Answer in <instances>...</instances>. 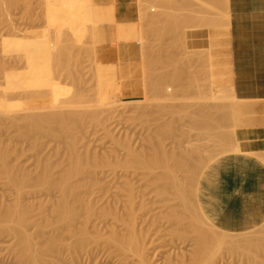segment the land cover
Wrapping results in <instances>:
<instances>
[{"label": "rangeland", "instance_id": "obj_1", "mask_svg": "<svg viewBox=\"0 0 264 264\" xmlns=\"http://www.w3.org/2000/svg\"><path fill=\"white\" fill-rule=\"evenodd\" d=\"M3 1L4 0L1 2L3 3ZM14 1L15 3L13 2V5L7 1L8 5H11V7L7 5V2H5L3 6L1 4L2 7H0L1 9L5 7L3 11L0 9V151H6L8 153V156L6 155L7 164L11 168L15 166V168L13 167L15 174L17 176L20 175V177L24 175L26 177V183L24 182L25 185L22 190L18 191L16 186L10 182L11 180L8 177V173H5V169H1L3 167L0 163V209L12 210L13 207L18 204L16 202L19 201L20 205L24 207L28 205L29 207L31 206L30 208L32 211L33 209L35 210L30 212V216L32 213L31 223L29 220L24 225L25 227L23 226L25 229H23L29 236L31 235L30 237H32L33 241L38 245V249L35 250L34 255L38 253V256H36L38 259H41H39L37 264H144V260H141L143 257H145V262L147 260L150 264H193L195 263V257V259L198 258L195 264H264V221L245 231H225L212 225L213 223L211 224V222L204 217L197 200V185L203 170L215 159L233 152L231 149L238 145L234 138V131L240 124L241 119L245 116L243 102L240 103V100L238 101L232 89H214L206 57L201 54H196V52H191L186 45H183L184 42L181 43L179 42L180 40H178V42L177 40L174 41V34H172L176 33L175 29L177 28V33L183 31L181 34L185 37L186 29L191 28L192 23L200 24H198L199 26L193 24V27H195V25L197 27H218L224 25L225 21L229 20V2H227L229 0H150L151 2L149 0H136L139 12L141 13L139 14L140 22L138 21L135 41L140 43V49L143 50V60L145 59V55L148 59L144 60L145 65L148 64L147 68L145 66V72L150 74L148 75L145 73V88L148 87V90H145V97L142 100L126 102L115 100L110 96V85L103 83L100 65L96 63L95 45L98 43V39L94 31L97 27V22L91 17L90 12L91 8L94 7L99 0H85L87 2L83 1L85 2L84 6L81 3L82 0H75L80 2L81 9L78 5L79 2H76V5L74 0H72L74 5L71 0V2L65 0L67 4L56 12H52V9L50 10L49 8L45 9L46 0ZM156 1L159 3H156ZM68 2L70 4H68ZM149 2L150 4H148ZM164 4L165 6H163ZM5 5H7V10L9 12H7V10L5 11ZM75 6H78V9ZM83 12H85V16H88V14L89 16L85 17ZM86 12L88 14H86ZM162 13L163 15H161ZM196 20L199 22H195ZM180 25L183 27L180 28ZM182 28L185 29L183 30ZM144 30H146V32ZM163 32L165 34L167 33L166 36ZM168 32L171 34L170 37ZM161 33L162 35L164 34L163 37ZM177 33L175 37H179L180 33L178 35ZM125 34H127L126 31ZM149 34L151 36H148ZM181 34L180 37H182ZM64 36L65 42L62 47V58L57 59L56 56H53L52 60H48L45 52H43L47 41L51 40V43H57V39L60 37L64 38ZM156 36L158 38L157 40ZM167 36L169 39H172L169 41V39L166 38ZM148 37H151V40ZM180 37L176 39H181V41H183V37ZM31 38L34 39L31 40ZM162 39L164 40L163 42ZM27 41H33L36 45L39 44L40 46L38 45L37 47L43 48V50L39 48L41 52H43V56L41 55V57H39L38 55L40 54L33 56L31 54L32 51H29L31 49L30 43ZM140 41L144 42V45L142 44L143 46H141ZM160 41L162 42L161 44H166L165 46H168L169 56H167V51L164 50L165 47L160 45ZM154 42L155 44L153 45ZM176 42L180 43L179 45H182V47L179 48V45L176 46ZM147 43H149L150 47ZM157 44L159 47H162L161 49L164 47L163 52L160 50L161 54ZM172 44L177 50H175L176 48ZM170 45L173 48H169ZM59 46L60 44H57V48ZM144 47L146 49L149 47L147 50L150 49L153 53H155V49L156 52L158 51L156 55L154 54L156 60H154L155 58H150L153 57L152 51L150 52L152 56H147L150 54V50L147 52ZM151 47L153 48L151 49ZM170 49H172L171 52ZM23 50H25V54ZM66 51L67 54H65ZM169 52L175 55L173 57H178L180 60L179 62L184 61L183 63L186 62V64H180L181 66L176 64V66H174V62L177 59L173 58V60H175H171V54H169ZM26 54L30 57L26 56ZM96 54L100 55L102 53L97 51ZM157 54L160 57L162 56V59ZM162 54L170 57H164L167 59L165 69L163 65L166 61H164L165 59ZM162 60L164 62H162ZM159 61L160 63H158ZM156 63H158V65H156ZM154 65H156V67H162L163 70L159 67L160 70H157ZM189 65L191 66L189 67ZM152 66H154V68ZM177 66L181 68L179 69ZM183 66H185L184 69L187 68L185 69L187 71L183 69ZM150 68L155 70H150ZM148 69L151 72L154 71L155 74L153 73V75L150 71H147ZM167 70L170 72L168 73ZM176 70L178 74L183 70L185 73H188L184 75L183 71L180 76L176 74ZM161 73L163 75L168 73L171 74L173 79L176 78L175 81L173 79L171 81L170 75L168 76L166 74L168 80L170 79L172 82L170 83L171 86H168L169 89L163 88L166 87L169 82L166 81L167 83L165 82L166 84L164 85L163 81L167 79H165V76L162 77ZM146 75L150 78L149 81ZM177 75L180 76L182 80L178 78ZM183 75L188 77H183ZM96 76L98 77V81ZM153 78H155V80ZM179 79L180 81H178ZM151 80H154L155 83L151 82ZM176 81H178V83ZM38 82L39 85H35L36 83L38 84ZM161 83L164 85L163 87ZM41 84L44 87L47 86L43 88H47L46 92H49L48 96L38 94L30 97L29 101L27 95L34 93L36 90L35 87L38 88ZM32 87H34L33 89L35 90H33ZM158 87L160 89H158ZM70 92L74 94L72 96L74 100L69 98V95H71ZM60 93L62 95H60ZM63 93H66L67 96ZM55 95L62 97L61 100ZM181 95L184 96L181 97ZM225 95H227L226 98H224ZM6 97L8 98L6 99ZM63 97L65 99H63ZM67 98L69 99L67 100ZM78 98L79 101L77 103L76 100ZM68 101L71 102L67 103ZM72 101H74V103ZM233 102L239 104L235 106ZM52 103L54 105H52ZM48 114L51 115V120ZM237 114L239 116H237ZM31 115H35V118H37V116H43L41 118L42 120H45L48 115L46 119H49V122H46V120L45 123L40 124H44L43 126L46 128L41 126V128H39L40 130L42 129L40 132L39 130L37 132L31 131L32 126H30L31 128L29 127V118L33 117H31ZM81 115L84 116L77 118V116L79 117ZM64 116L66 117L65 119ZM57 123H59V126ZM67 128H71V130ZM34 130L36 131L35 127ZM43 132L45 133L43 134ZM48 132L52 135H48ZM155 153H157L156 155L161 153V156L164 154L165 156L172 154L175 155L180 162H184L183 166L178 165L180 167H175L174 164L173 168L175 169H172L173 172L171 171L170 174H168L169 178L166 180V183H161L157 178L158 175L162 173L161 169H155L153 172H150L148 169L138 164L141 163V161L153 159L152 157L153 155L155 156ZM75 154L78 155V159H81L84 171L79 174H74V176L70 178V181L77 185V193L81 196L83 203H81L78 208V220H75V223L73 221L71 226H69V223H57V215L53 208L56 207L61 196L56 183H60L61 177H64V172L69 168L71 161H74ZM48 163L50 165L48 167H51L50 169L52 171L50 172V181L52 180L51 183L54 185L56 184L55 186L51 185V187L47 185L42 186L41 182L38 183L40 181L38 179L42 173L43 166L48 165ZM189 170L190 173L188 172ZM176 171L177 175L180 177L177 176L176 179H173L172 175L174 174L176 177ZM187 175H189L188 180L185 179ZM195 177L197 178L196 180H194ZM180 178L183 179L182 182ZM154 179L157 183L160 182L161 184H157ZM169 179H171L170 181L173 184H171ZM177 179H179V183H177L181 185L179 186L181 188L178 187L180 193L177 191L178 185L174 182V180ZM187 182H189V184ZM172 185L175 186L171 189ZM160 186L161 189H163L160 195L161 197L158 195ZM54 187H57L58 190ZM189 187H191V190ZM164 189H166L167 192ZM169 190L171 191L169 192ZM175 190L177 191L176 195ZM187 191L189 194L191 193L192 196H188ZM23 192L25 193L23 194ZM193 194L195 197H193ZM136 195L138 198L135 199V197H137ZM131 201L134 202L131 203ZM143 203L147 205L145 206ZM182 204L184 206H182ZM86 205L90 208L87 209ZM192 208L197 210V212H194ZM134 210L136 212H134ZM132 213L133 215L131 216ZM135 215H138L136 216L137 218ZM42 216L43 218L46 216L53 224H56L59 228L58 231H55L53 227L45 225L42 222ZM179 216H181V219ZM198 218L200 221H204L201 225L198 224L200 223ZM144 219H146V222ZM3 220H1L2 223ZM35 220L37 223H41V227L44 224L42 229L36 227L40 223H33ZM178 220L181 222L183 220V222L181 223ZM143 221L145 222L144 224L142 223ZM152 221H154V223ZM194 221L197 222V224L194 223ZM129 223L134 224L133 226L136 225L135 229L137 232L143 233L146 237L144 239L146 240L145 249L140 248L143 242L142 240L139 241L140 244L138 243V245L134 244L131 246L129 245L130 243L125 244L129 241V235L127 233ZM204 223L207 225H204ZM3 224L5 226L3 229H1L3 226H0V264H23L25 260L20 257L21 254L20 246L18 247L17 243L18 241L13 233L6 230L8 226L14 227L15 223L9 219L7 221L5 220ZM192 224L196 225L194 226ZM144 226L145 228L148 227L144 229ZM142 228L148 233V236ZM140 229H142L146 235L142 230L140 231ZM210 229H214L212 233L209 232L212 231ZM204 230H207V232H204ZM56 232L59 234L58 237L61 239L64 247L62 246V248L57 251L47 250L46 246L48 240ZM203 232L204 235L206 234L210 237H204ZM218 232L220 233L218 234ZM221 232L230 236L223 239ZM198 233L202 234L198 236ZM78 235H81V237ZM213 235L215 238L212 237V239L211 236ZM216 236L219 239H216ZM201 237L202 239L206 238L207 241L202 240ZM114 238L118 239L115 240ZM125 238H127V241ZM209 238H211L214 244ZM231 238L235 240L234 245L237 246H232L233 242L230 241ZM76 239L77 241L84 240V242L82 241V246H79L76 250L67 249L66 245H70V243L74 244ZM220 239L221 241H219ZM226 239L227 241H225ZM121 240L124 241L122 242ZM120 241L124 244L122 245ZM208 241H210L212 245L209 244ZM217 241L221 242V246ZM203 242L205 247H202ZM224 242L227 245H225ZM236 242L237 244H235ZM241 243L242 245H239ZM39 246L42 248V251L41 248L39 249ZM126 246H128L129 249L126 248ZM133 246L138 248L135 249ZM122 248H124V250ZM205 248H207V250H205ZM60 250H62L61 252H63V255L59 252ZM198 250H200V252L196 253ZM118 252L124 256H121ZM201 252H203V255ZM40 254L42 255L40 256ZM27 263V261L24 262V264ZM28 264L32 263L30 262Z\"/></svg>", "mask_w": 264, "mask_h": 264}, {"label": "crops", "instance_id": "obj_2", "mask_svg": "<svg viewBox=\"0 0 264 264\" xmlns=\"http://www.w3.org/2000/svg\"><path fill=\"white\" fill-rule=\"evenodd\" d=\"M93 9L97 22L115 35V41L95 45V51L99 46L113 52H95L103 83L110 84L109 94L115 100H142L145 63L140 44L136 37L119 40L120 27L128 33L132 27L138 30L136 0H99ZM119 42L131 45L128 57H122ZM185 45L206 57L214 89H232L244 102L245 116L234 131L240 152L227 153L206 166L199 177L197 200L204 216L220 229L245 231L264 221V0H229V20L218 27L186 29Z\"/></svg>", "mask_w": 264, "mask_h": 264}, {"label": "bare ground", "instance_id": "obj_3", "mask_svg": "<svg viewBox=\"0 0 264 264\" xmlns=\"http://www.w3.org/2000/svg\"><path fill=\"white\" fill-rule=\"evenodd\" d=\"M2 0H0V7H2L3 6V4L5 3V2H10V4L11 5H13V2L15 3V1L14 0H12V1H9V0H4L3 1V3L1 2ZM43 1V0H42ZM41 1V2H42ZM65 0H46V3H45V9H52L51 11L53 12V11H59L65 4H67V0L64 2ZM68 1H70V0H68ZM72 1V0H71ZM70 1V2H71ZM83 1H85V0H82V4H83V6H84V3L85 2H87V1H85V2H83ZM89 1V0H88ZM109 2H113V1H110V0H108ZM150 1V0H149ZM162 1V0H161ZM160 1V2H161ZM169 1V0H168ZM179 1V0H178ZM223 1V0H222ZM8 2H7V5H8ZM73 2V1H72ZM74 2L76 3H78L79 1H75L74 0ZM74 2H73V4H74ZM151 2V1H150ZM150 2L148 3V4H150ZM171 2V1H170ZM227 2H229V1H227ZM226 2V3H227ZM18 3V2H17ZM77 3H76V5H77ZM90 3V2H89ZM93 3V2H92ZM115 3V2H114ZM145 3H146V1H145ZM153 3V2H152ZM156 3H159V2H157L156 1ZM169 3V2H168ZM206 3V2H205ZM1 4H2V6H1ZM28 4H30V3H28ZM68 4H70L69 2H68ZM147 4V5H148ZM218 4V3H217ZM7 5H5L6 6V9H5V11L7 10ZM11 5H8L9 7H11ZM71 5H72V3H71ZM75 5V4H74ZM79 7H80V9H81V6H80V2H79ZM144 5V4H143ZM155 5V4H154ZM177 5V4H176ZM195 5V4H194ZM82 6V7H83ZM131 6V5H130ZM162 6V5H161ZM163 6H165V4L163 5ZM193 6V5H192ZM13 7V6H12ZM75 7H77V9H78V6H75ZM5 8V7H4ZM3 8V9H4ZM87 8V7H86ZM89 8H90V6H89ZM116 8V7H115ZM132 8V7H131ZM181 8V7H180ZM1 9V8H0ZM3 9H1L2 11H3ZM11 9V8H10ZM83 9V8H82ZM174 9V8H173ZM215 9H216V7H215ZM226 9V8H225ZM86 11H88L87 9H85ZM84 10V11H85ZM100 10V9H99ZM112 10V9H111ZM141 10H143V9H141ZM172 10V9H171ZM205 10V9H204ZM221 10V9H220ZM81 11H83V10H81ZM96 11V10H95ZM201 11H203V10H201ZM223 11V10H222ZM7 12H9L8 10H7ZM54 12V13H55ZM89 12V11H88ZM142 12H144V11H142ZM167 12V11H166ZM166 12H165V15H166ZM211 12V11H210ZM213 12V11H212ZM216 12V11H215ZM227 12V11H226ZM1 13V12H0ZM84 13V16H85V12H83ZM91 14V17H93L94 19H95V21L97 22V20H96V18H95V14L96 13H94V9H93V7L91 8V12H90ZM103 13V12H102ZM113 13V12H112ZM139 13H141V12H139ZM145 13V12H144ZM150 13H152V12H150ZM161 13V12H160ZM164 13V12H163ZM163 13L161 14V15H163ZM214 13V12H213ZM3 14V13H2ZM8 14V13H7ZM7 14H6V16H7ZM81 14H82V12H81ZM86 14H88L87 12H86ZM111 14V13H110ZM118 14H119V12H118ZM206 14V13H205ZM210 14V13H209ZM226 14V13H225ZM229 14V13H228ZM53 15V14H52ZM55 15V14H54ZM100 15V14H99ZM98 15V16H99ZM150 15V14H149ZM164 15V16H165ZM169 15V14H168ZM51 16V15H50ZM88 16H89V14H88ZM87 15L85 16V17H88ZM101 16V15H100ZM117 16V15H116ZM130 16V15H129ZM140 16H143V15H140ZM158 16V15H157ZM159 16H160V14H159ZM175 16V15H174ZM191 16V15H190ZM189 16V17H190ZM228 16V15H227ZM131 17V16H130ZM141 18V17H140ZM148 19H150V18H148ZM159 19V18H158ZM170 19V18H169ZM104 20V19H103ZM111 20V19H110ZM122 20V19H121ZM120 20V21H121ZM130 20V19H129ZM136 20H137V17H136ZM144 20V19H143ZM163 20V19H162ZM181 20V19H180ZM100 21V20H99ZM106 21V20H105ZM131 21V20H130ZM133 21V20H132ZM149 21V20H148ZM202 21V20H201ZM228 21V20H227ZM226 21V22H227ZM140 22V21H139ZM153 22L155 23V21H154V19H153ZM172 22V21H171ZM174 22V21H173ZM195 22H199L198 20H196ZM106 23H108V21L106 22ZM131 23V22H130ZM134 23V22H133ZM178 23V22H177ZM224 23V22H223ZM109 24H110V22H109ZM113 24V23H112ZM176 24V23H175ZM175 24H174V27H175ZM193 24H196V25H198L197 23H192V27L194 26ZM144 25V24H143ZM148 25V24H147ZM154 25V24H153ZM170 25V24H169ZM171 25H172V23H171ZM178 25V24H177ZM195 25V27H197ZM200 25V24H199ZM198 25V26H199ZM129 26V25H128ZM141 26V25H140ZM146 26V25H145ZM145 26H144V28H145ZM159 26V25H158ZM166 26V25H165ZM143 27V26H142ZM181 27H183V26H181L180 25V28ZM190 27H191V25H190ZM201 27H203V26H201ZM231 27V26H230ZM259 27H260V25H259ZM111 28V27H110ZM157 28V27H156ZM161 28V27H160ZM163 28V27H162ZM261 28V27H260ZM113 29V28H112ZM116 29V28H115ZM114 29V30H115ZM146 29V28H145ZM177 29V28H176ZM175 29V32L177 33L178 31ZM179 29V28H178ZM183 30L185 29V28H182ZM249 29H250V27H249ZM127 30V29H126ZM141 30V29H140ZM147 30V29H146ZM146 30H144L145 32H146ZM159 30V29H158ZM245 30H247V29H245ZM160 31V30H159ZM165 31V30H164ZM242 31V30H241ZM116 32V31H115ZM137 32V29H135V28H133L132 27V29L130 30V32L128 33V32H126L127 34H125V30L122 28V27H120V30H119V40H120V42H129V41H131V39L133 38V37H135V33ZM141 32V31H140ZM173 32V31H172ZM181 32H183V31H179V33L181 34ZM143 33V32H142ZM164 33V32H163ZM170 32H168V35H169V37H170V35L171 34H169ZM176 33H172V34H174L173 35V40L174 41H176L177 40V42H178V40H180L179 42H181V43H183L184 42V44L183 45H185V37H183L182 36V34H181V36L183 37V41H181V39H176V38H179L180 37V34L179 33H177V35L179 34V37L177 36V37H175L176 36ZM94 34H95V36H96V38L98 39V42H101V41H115V35H114V33H112V32H109L108 30H106L105 29V27L103 26V25H101V24H99L98 22H97V27L95 28V31H94ZM145 34V33H144ZM144 34H143V36H144ZM165 34V33H164ZM164 34L162 35V33H161V35H162V37L164 36ZM167 34V33H166ZM166 34H165V36H166ZM160 35V36H161ZM259 35V34H258ZM261 35V34H260ZM259 35V36H260ZM148 36H151L150 34L148 35ZM185 36V35H184ZM159 37V36H158ZM182 37H180V38H182ZM247 37V36H246ZM149 38V37H148ZM151 38V37H150ZM149 38V39H150ZM160 38V37H159ZM166 38H168V36L166 37ZM32 39H34V38H31V40ZM56 39V38H55ZM118 39V38H117ZM142 38L140 37V40H141ZM148 39V40H149ZM158 38H157V36H156V40H157ZM169 39V38H168ZM170 39H172V38H170ZM170 39H169V41H170ZM151 40V39H150ZM35 41V40H34ZM142 41V40H141ZM140 41V42H141ZM164 40L162 39V42H163ZM26 42V41H25ZM27 42H29L30 43V46H31V49L29 50L30 52H31V54L34 56H37V54H40V55H38L39 57H41V55L43 54V52H45V55H46V57L48 58V60H52V57L54 56H56V58L57 59H61L62 58V53H63V43L65 42V36H64V38L62 37H60L59 39H57V43L55 44L54 42L53 43H51V40H49V41H47V43H46V45H45V50L43 51V52H41V50H43V48H41V47H39V48H41V50L37 47L38 45H36L33 41H27ZM119 42V50H120V52L122 53V57L123 58H126V57H128V55H127V52L129 51V49H131V45H129V44H126V43H120ZM148 42H150V41H148ZM157 42H159V41H157ZM161 41H160V45H162V46H164L165 47V49H164V47H163V49L165 50V51H167V56H169L168 55V51H169V49L167 48L168 46H165L166 44H161L162 43ZM176 42V46L177 45H179L180 43H177ZM165 43V42H164ZM170 43H172V42H170ZM57 44H60V46L57 48ZM140 44V43H139ZM144 45V42H141V46H143ZM148 45H149V43H147ZM155 44V42L153 43V45ZM159 44V43H158ZM157 44V45H158ZM42 45V44H41ZM147 45V46H148ZM156 45V46H157ZM173 45V44H172ZM174 45H175V43H174ZM173 45V46H174ZM40 46V45H39ZM106 46V45H105ZM146 46V47H147ZM156 46H154V47H156ZM149 47H150V45H149ZM148 47V48H149ZM170 47H172L171 45L169 46V48ZM175 47V46H174ZM182 47V45L180 46L179 45V48H181ZM185 47V46H184ZM113 48V47H112ZM115 48V47H114ZM142 48V47H141ZM147 48V49H148ZM153 47H151V49H152ZM160 48V49H159ZM162 47L160 46L159 47V45H158V49H159V52H160V54H161V51L163 52V49H161ZM173 48V47H172ZM176 48V47H175ZM20 49V48H19ZM144 49L145 50H147L145 47H144ZM168 49V50H167ZM67 50V49H66ZM117 50V49H116ZM150 50V49H149ZM149 50H147V52L149 51ZM154 50V49H153ZM161 50V51H160ZM175 50H177V48L175 49ZM179 50V49H178ZM184 50V49H183ZM24 51L25 50H23V53H24ZM70 51V50H69ZM96 51H99L100 53H102V54H104V53H106V54H108V55H110L111 53H113V52H111L112 50H110L108 47H99L98 46V48H97V50ZM141 51H143V50H141ZM152 50H150L149 51V53L151 52ZM164 51V52H165ZM172 51V49H170V52ZM197 51V50H196ZM73 52V51H72ZM146 52V51H145ZM146 52V53H147ZM155 53H153V51H152V53H153V57H150V56H152L151 54L152 53H148L149 55H147L148 57H150L151 59L152 58H155L154 57V54L156 55V53L158 52H156V49H155V51H154ZM169 52V54H171ZM205 52V51H204ZM206 52H207V50H206ZM71 53V52H70ZM115 53H117V52H115ZM144 53V52H143ZM145 53V54H146ZM173 53H174V50H173ZM172 53V54H173ZM176 53H177V51H176ZM25 54V53H24ZM30 56H32L30 53H28ZM65 54H67V51H66V53ZM166 54V53H165ZM170 55L171 56V60H173V58H175V59H177L175 62H174V64H172V65H174V66H176V64L177 65H180V64H186V62L185 63H183L182 61L181 62H179L180 60L178 59V57H173V56H175L174 54L173 55ZM210 54V53H209ZM29 55H27L26 54V56H29ZM114 55V54H113ZM158 55V54H157ZM163 55V54H162ZM29 56V57H30ZM43 56V55H42ZM143 56H144V54H143ZM159 56V55H158ZM166 55H163V58L164 57H166V58H170V57H167ZM66 57V56H65ZM74 57V56H73ZM115 57V56H114ZM157 57V56H156ZM160 57V56H159ZM162 57V56H161ZM160 57V58H161ZM191 57H193V56H191ZM198 57V56H197ZM35 58V57H34ZM33 58V59H34ZM37 58V57H36ZM71 58V57H70ZM149 58V59H150ZM158 58V57H157ZM159 58V59H160ZM185 58H186V56H185ZM68 59V58H67ZM66 59V60H67ZM145 59H147V57H146V55H145ZM144 59V60H145ZM151 59H150V61H151ZM162 59V58H161ZM165 59V58H164ZM163 59V60H164ZM174 59V60H175ZM184 59V58H183ZM143 60V61H144ZM148 60V59H147ZM154 60H156V58L154 59ZM162 60V62H164V61H166L167 59H165L164 61ZM173 60V61H174ZM182 60V59H181ZM59 61V60H58ZM149 61V62H150ZM161 61V60H160ZM160 61L158 62V63H160ZM172 61V62H173ZM64 62V61H63ZM148 62V61H147ZM147 62H146V64H147ZM177 62V63H176ZM179 62V63H178ZM72 63V62H71ZM116 63V62H115ZM158 63H156V65H158ZM56 64H58V63H56ZM61 64V63H60ZM64 64V63H63ZM165 64H167V61L164 63V65L163 66H165ZM189 64V63H188ZM187 64V65H188ZM230 64H231V62H230ZM148 65V64H147ZM147 65H145L146 66V68H147ZM156 65H154L155 67H156ZM160 65V64H159ZM187 65H186V67H187ZM154 66H152L153 68H154ZM160 66H162V65H160ZM181 66V65H180ZM191 65H189V67H190ZM159 66H157L156 67V69L157 70H160L159 68H162V67H159ZM178 67V66H177ZM184 67L185 66H183V69H184ZM153 68H150V70H152ZM166 68V66L164 67V69ZM179 69L181 68V67H178ZM188 68V67H187ZM187 68H185V69H187ZM114 69V68H113ZM184 69V70H185ZM149 69L147 70V71H150ZM153 70H155V69H153ZM162 70H163V68H162ZM161 70V72H163ZM178 70V69H177ZM176 70V74H178L177 72L179 71H177ZM183 70V71H184ZM165 71V70H164ZM183 71H181V72H179V74L178 75H182V72ZM185 71H187V70H185ZM185 71H184V75L185 74H187L188 72H186L185 73ZM115 72V71H114ZM113 72V73H114ZM151 72V71H150ZM167 72L169 73L170 71H168L167 70ZM145 73H147V72H145ZM152 74L154 73V71L153 72H151ZM168 73H166L168 76L170 75V79H171V81H172V77H171V74H168ZM174 73H175V70H174ZM194 73V72H193ZM148 75L150 74V73H147ZM155 74V73H154ZM153 74V75H154ZM156 74H157V72H156ZM159 74H160V72H159ZM162 74V73H161ZM163 74H164V72H163ZM162 74V77L163 76H165V79H167V80H164L163 81V83H164V85L167 83L166 81H168L169 83H167L168 85L166 86V87H168L169 85L171 86V84L170 83H172L171 81H170V79L168 80V76L166 77V74L165 75H163ZM175 74V75H176ZM208 74V73H207ZM235 74V73H234ZM177 75V77L178 78H181L180 76H178ZM183 75V77H188V76H184ZM189 75V74H188ZM147 76V75H146ZM172 76H173V70H172ZM148 77V76H147ZM161 77V76H160ZM154 80H155V78H153ZM150 80V78L148 77V81ZM154 80L152 81L151 80V82H154ZM174 81L176 80V78H174L173 79ZM181 80H182V78H181ZM184 80V79H183ZM178 81H180V79L178 80ZM178 81H176L177 83H178ZM156 82H157V80H156ZM166 82V83H165ZM117 83V82H116ZM120 83V82H119ZM155 83V82H154ZM181 83H182V81H181ZM209 83V82H208ZM231 83V82H230ZM173 84H174V82H173ZM172 84V85H173ZM176 84V83H175ZM35 85H39V82H38V84L36 83ZM108 85H110V84H108ZM116 85V84H115ZM155 85V84H154ZM158 85H159V83H158ZM161 85H162V83H161ZM164 85H162V87L164 86ZM178 85H180V84H178ZM34 86V85H33ZM77 86V85H76ZM185 86V85H184ZM187 86V85H186ZM44 86L41 84V86H39L38 88H36L35 87V89H33L34 87H32V89L33 90H35L34 91V93H32L31 95H27V97H28V99H29V101H30V97H32V96H35V95H38V94H40V95H43V96H48V93L46 92V90H47V88L46 89H44L45 87H47V86H45L44 88H43ZM150 87V86H149ZM166 87H163V88H165V89H169V87L168 88H166ZM189 87V86H188ZM79 88V87H78ZM148 88V87H147ZM147 88H145V90L147 89ZM153 88V87H152ZM155 88V87H154ZM59 89V88H58ZM156 89V88H155ZM158 89H160L159 87H158ZM164 89V90H165ZM73 90V89H72ZM75 90H77V89H75ZM148 90V89H147ZM146 90V91H147ZM152 90V89H151ZM157 90V89H156ZM229 90V89H228ZM227 90V91H228ZM145 91V92H146ZM60 92V91H59ZM73 92V91H72ZM72 92H70V94L72 93ZM78 92V91H77ZM154 92V91H153ZM152 92V93H153ZM158 92H159V90H158ZM27 93V92H26ZM62 93V92H61ZM60 93V95H62ZM81 93V92H80ZM59 94V93H58ZM58 94H56V95H58ZM64 95L66 94V93H63ZM69 94V93H68ZM78 94V93H77ZM184 94H187V93H184ZM6 95V94H5ZM55 95V96H56ZM74 94H71V95H69V98H71L72 99V96H73ZM164 95V94H163ZM65 96H67V94L65 95ZM71 96V97H70ZM80 96V95H79ZM83 96V95H82ZM182 96H184V95H181V97ZM214 96V95H213ZM221 96V95H220ZM226 96L227 95H225V97L224 98H226ZM53 97H54V95H53ZM57 98L59 97L60 98V100H61V98L62 97H60V96H56ZM148 97H150V96H148ZM158 97V96H157ZM229 97V96H228ZM8 97H6V99H7ZM13 98V97H12ZM58 98V99H59ZM69 98H67V100L69 99ZM83 98H84V96H83ZM158 98H160V97H158ZM214 98V97H213ZM2 99V98H1ZM27 99V100H28ZM63 99H65L64 97H63ZM149 99V98H148ZM183 99V98H182ZM212 99V98H211ZM216 99H219V98H216ZM220 99H221V97H220ZM59 100V101H60ZM72 100H74V99H72ZM80 100H81V97H80ZM225 100V99H224ZM15 101V100H14ZM54 101H56V100H54ZM63 101V100H62ZM65 101V100H64ZM78 101H79V98L76 100V102L78 103ZM238 101H239V99H238ZM57 102V101H56ZM69 102H71V101H68L67 103H69ZM73 103H74V101H72ZM232 102V101H231ZM80 103V102H79ZM234 103V102H233ZM240 103H242L241 101H240ZM244 103V102H243ZM248 103V102H247ZM254 103V102H253ZM60 104H62V103H60ZM211 104V103H210ZM237 104V103H236ZM236 104L234 103V105L236 106ZM239 104V103H238ZM237 104V105H238ZM252 104V103H251ZM30 105V104H29ZM52 105H54L53 103H52ZM141 106V105H140ZM251 106H253V105H251ZM64 107V106H63ZM17 108V107H16ZM237 108H238V106H237ZM142 111V110H141ZM140 111V112H141ZM235 111H237V110H235ZM66 112V111H65ZM2 113V112H1ZM93 113V112H92ZM91 113V114H92ZM236 113H238V112H236ZM70 114V113H69ZM74 114V113H73ZM73 114H71V115H73ZM82 114V113H81ZM234 114V113H233ZM242 114V113H241ZM49 115V114H48ZM47 115V116H48ZM56 115V114H55ZM55 115H54V117H55ZM75 115V114H74ZM236 115V114H235ZM250 115V114H249ZM33 115H31V117H32ZM46 116V115H45ZM46 116V118H48ZM50 116L51 115H49V118H50ZM58 116V115H57ZM82 116H84V115H81V116H77V118H81ZM237 116H239L238 114H237ZM236 116V117H237ZM251 116V115H250ZM39 116H37V118H35V115L32 117V118H29V127L30 126H32V129H31V131L33 130V132H37L38 130H39V132L42 130H40L39 128H41V126H43V125H40V124H42V123H45V121L47 120L46 118H45V120H42L41 118L43 117H39ZM60 117V116H59ZM72 117H74V116H72ZM243 117V116H242ZM56 118H58V117H56ZM66 117L64 116V119H65ZM192 118V117H191ZM24 119H25V117H24ZM55 119V118H54ZM49 120V119H48ZM46 121V122H49V121ZM50 120H51V118H50ZM240 120V119H239ZM42 121V122H41ZM44 121V122H43ZM61 121V120H60ZM59 121V122H60ZM62 121H64V120H62ZM68 121V120H67ZM28 122V121H27ZM41 122V123H40ZM195 122V121H194ZM251 122V121H250ZM55 123V122H54ZM65 123V122H64ZM70 123V122H69ZM68 123V124H69ZM79 123V122H78ZM81 123V122H80ZM201 123H202V121H201ZM56 124V123H55ZM54 124V125H55ZM59 123H57V125H58ZM246 124V123H245ZM249 124V123H248ZM62 125V124H61ZM65 125V124H64ZM59 126V125H58ZM234 126V125H233ZM241 126V125H240ZM34 127H35V129H36V131L34 130ZM43 127H45V126H43ZM61 127V126H60ZM71 127V126H70ZM31 128V127H30ZM46 128V127H45ZM51 128V127H50ZM64 128H66V127H64ZM67 129H70L71 130V128H67ZM30 130V129H29ZM29 130H27V131H29ZM65 130V129H64ZM63 130V131H64ZM164 130V129H163ZM43 131H44V128H43ZM49 131V130H48ZM66 131V130H65ZM69 131V130H68ZM168 131V130H167ZM69 132H71V131H69ZM45 132H43V134H44ZM49 133V132H48ZM53 133V132H52ZM60 133V132H59ZM32 134V133H31ZM42 134V133H41ZM35 135V134H34ZM48 135H52V134H48ZM232 136V135H231ZM229 137V136H228ZM236 143V142H235ZM235 146V145H234ZM6 150V149H5ZM73 150H74V148H73ZM232 151H235V152H238L239 151V147H238V145L235 147V148H233V149H231ZM13 151V150H12ZM76 151V150H75ZM74 151V152H75ZM14 152V151H13ZM240 152V151H239ZM78 153V152H77ZM8 153L6 152V151H0V163H1V165H2V167L3 168H1V169H5V173L7 174L8 173V177H9V179L11 180L10 182H12V184H14L15 186H16V188L18 189V191L19 190H22V188H23V186L25 185V181H26V177L23 175L22 177H20V175L19 176H17L16 174H15V172H14V170H13V167L15 168V166H13L12 168L7 164V162H6V155H7ZM157 153H155V156L153 155V159H151V157H150V159L151 160H144L143 162L141 161V163H138L139 165H141L143 168H145V169H148L150 172H153V170H155V169H161L162 170V173H161V175H158V180L159 181H161V183H166L167 181L166 180H168V174H170V172L172 171L173 172V170L175 169V168H173L174 167V164H175V167L176 166H178V165H181V166H183L184 164V162L182 163V162H180L177 158H176V156L175 155H166L165 156V154L163 155V156H161V153H158L159 155H156ZM247 154V153H246ZM254 154V153H253ZM76 156H75V159H74V161L72 162L71 161V164H70V166H69V168H67V170H66V172H64V177L62 176L61 178V181H60V183H56L55 185L58 187V189L60 190V194H61V196H60V200H58V203L56 204V202H55V204H56V207H54L53 208V210H54V212L56 213V215H57V219H58V221H57V223L58 222H60V223H69L68 225L69 226H71V223L74 221V223H75V220H78L77 219V217H78V208H79V205H81V203H83L82 202V198H81V196H79V194L77 193V185H75L73 182H71L70 181V178H72L73 176H74V174H79V173H82L84 170V166H83V164H82V161H81V159L79 158L78 159V155L77 154H75ZM8 156V155H7ZM82 156V155H81ZM211 156H213V155H211ZM253 156V155H252ZM80 157V156H79ZM143 157V156H142ZM210 158H212V157H210ZM257 158V157H256ZM147 159H149V158H147ZM73 160V159H72ZM76 160V161H75ZM140 162V161H139ZM185 164H186V162H185ZM12 165V164H11ZM18 165V164H17ZM173 165V166H172ZM48 166H50L49 165V163H48V165H45V166H43V170L41 171V172H39V173H41V175H40V178H39V176H38V180H40L38 183H40L41 182V184H42V186H44V185H47V186H50L51 187V185H54V184H52L51 183V181H50V179H51V176H50V172H52L51 171V167H48ZM172 166V167H171ZM178 167H180V166H178ZM41 168V167H40ZM173 169V170H172ZM19 170V169H18ZM53 170V169H52ZM64 170V169H63ZM177 170H178V168H177ZM187 170V169H186ZM186 170H185V172H186ZM20 171V170H19ZM22 171V170H21ZM54 171V170H53ZM65 171V170H64ZM179 171V170H178ZM182 171H183V169H182ZM192 171V170H191ZM18 172V171H17ZM189 173H190V170L188 171ZM20 173V172H19ZM24 173V172H23ZM167 175H166V174ZM195 173V172H194ZM153 174H155V173H153ZM164 174V175H163ZM173 174V173H172ZM193 174V173H192ZM22 175V174H21ZM28 175V174H27ZM195 175H196V173H195ZM194 175V176H195ZM155 176V175H154ZM177 171H176V177L174 176V174L172 175V178L173 179H176L177 178ZM175 177V178H174ZM178 177H180V176H178ZM188 177H189V175H187V178H185L186 180H188ZM197 177V176H196ZM195 177V179L194 180H196L197 178ZM199 177V176H198ZM201 177V176H200ZM155 178V177H154ZM156 178V179H157ZM172 179V180H173ZM182 178H180V180H181ZM190 179V178H189ZM155 180V179H154ZM171 179H169V181H170ZM178 180L179 179H177V180H174V182H175V184L176 185H178L177 186V191L179 190V188H181V187H179V186H181V185H179L178 183ZM58 181V180H57ZM156 181V180H155ZM183 181V179L181 180V182ZM192 181V180H191ZM25 182V183H24ZM54 182H55V180H54ZM171 182V181H170ZM170 182H168V183H170ZM178 182V183H177ZM180 182V183H181ZM199 182V181H198ZM156 183H157V181H156ZM160 182H158L157 184H159ZM160 183V184H161ZM186 183V182H185ZM188 184H189V182H187ZM77 184V183H76ZM171 184H173L172 182H171ZM54 185V186H55ZM79 185V184H78ZM197 185V184H196ZM31 186V185H30ZM33 186H34V184H33ZM159 186V185H158ZM164 186H166V185H164ZM169 186V185H168ZM175 186V185H174ZM173 185L171 186V189H172V187H174ZM182 186H183V184H182ZM198 186V185H197ZM53 187V186H52ZM57 187H54V188H56L57 189ZM170 187V186H169ZM179 187V188H178ZM79 188V187H78ZM157 188H159V187H157ZM163 188V187H162ZM190 188V190H191V187H189ZM197 188V187H196ZM57 189V190H58ZM166 189H168V188H166ZM166 189H164L165 191H166ZM175 189V188H174ZM173 189V190H174ZM188 189V188H187ZM25 190V189H24ZM47 190V189H46ZM163 189H161V186H160V190L158 191V195L160 196L161 194H162V191ZM41 191V190H40ZM49 191V190H48ZM171 190H169V192H170ZM177 191L175 190V195L177 194ZM34 192V191H33ZM167 192V191H166ZM179 192V191H178ZM190 192V191H189ZM25 192H23V194H24ZM180 193V192H179ZM187 193H188V191H187ZM36 194V193H35ZM143 194H145V193H143ZM29 195V194H28ZM192 196L191 195V193L189 194L188 193V196ZM33 196V195H32ZM51 196V195H50ZM137 196V195H136ZM146 196V195H145ZM162 196H164V195H162ZM184 196V195H183ZM139 197H140V195H139ZM161 197V196H160ZM168 197V196H167ZM187 197V196H186ZM193 197H195L194 196V194H193ZM24 198V197H23ZM136 198H138V196L137 197H135V199ZM143 198V197H142ZM153 198V197H152ZM179 198V197H178ZM183 198V197H182ZM132 199V198H131ZM130 199V200H131ZM159 199V198H158ZM168 199V198H167ZM186 199V198H185ZM184 199V200H185ZM19 200V199H18ZM151 200V199H150ZM182 200V199H181ZM191 200V199H190ZM143 201V200H142ZM144 201H145V199H144ZM147 201V200H146ZM186 201H187V199H186ZM90 202V201H89ZM130 202V201H129ZM132 202H134V201H131V203ZM136 202V201H135ZM158 202V201H157ZM161 202V201H160ZM169 202V201H168ZM194 202V201H193ZM192 202V203H193ZM16 203H18V204H16L14 207H13V209L12 210H9V209H7V210H3V209H0V221L1 220H3V219H5L6 221L7 220H9L10 219V221H12V222H14L15 223V226L14 227H7L6 228V230H8V231H10L11 233H13L14 234V236L16 237V239H17V243H18V247L20 246V254H21V258L23 259V260H25V261H27L28 263H32V264H37V262L39 261V259H41V258H39L38 259V253L36 254V255H34V253H35V250H37L38 249V245H36V243L33 241V238L32 237H30L27 233H26V231L24 230L25 228V224L29 221L30 223H31V221H32V218H31V216H32V213H31V216H30V212L32 211V209L28 206V205H26L25 207L24 206H22V205H20L19 204V201L18 202H16ZM146 203V202H145ZM86 204V203H85ZM134 204V203H133ZM185 204V203H184ZM190 204V203H189ZM195 204V203H194ZM31 205V204H30ZM88 205H89V203H88ZM88 205H86L87 206V209H89L90 207H88ZM143 205H145L144 203H143ZM142 205V206H143ZM147 205V204H146ZM145 205V206H146ZM196 205V204H195ZM33 206V205H32ZM131 206V205H130ZM134 206V205H133ZM141 206V207H142ZM182 206H184L183 204H182ZM39 207V206H38ZM38 207H37V209H38ZM144 207V206H143ZM192 207V206H191ZM43 208V207H42ZM81 208V207H80ZM132 208V207H131ZM134 208H136V207H134ZM133 208V209H134ZM145 208V207H144ZM186 208V207H185ZM184 208V209H185ZM197 208V207H196ZM36 209V208H35ZM140 209V208H139ZM143 209V208H142ZM146 209V208H145ZM193 209V208H192ZM198 209V208H197ZM3 210V211H2ZM194 210V209H193ZM33 211H35L34 209H33ZM32 211V212H33ZM188 211H190V210H188ZM38 212V211H37ZM133 212V211H132ZM134 212H136L135 210H134ZM133 212V213H134ZM145 212V211H144ZM194 212H197V210H194ZM203 212V211H202ZM44 213V212H43ZM133 213L131 214V216L133 215ZM138 213V212H137ZM141 213V212H140ZM139 213V214H140ZM41 214V213H40ZM47 214V213H46ZM53 214V213H52ZM136 214V213H135ZM138 214V215H139ZM143 214V213H142ZM145 214V213H144ZM198 214H200V213H198ZM203 214V213H202ZM34 215V214H33ZM138 215H135V217L136 216H138ZM44 216V215H43ZM43 216H42V222L45 224V225H47V226H50V227H53V229L55 230V231H58V227H57V225L56 224H53V222H51L46 216V218L44 217L43 218ZM197 216H199V215H197ZM40 217H41V215H40ZM176 217V216H175ZM180 217V219H181V216H179ZM195 217V216H194ZM205 217V216H204ZM39 218V217H38ZM79 218V217H78ZM119 218V217H118ZM132 218V217H131ZM137 218V217H136ZM172 219V218H171ZM174 219V218H173ZM193 219V218H192ZM199 219V218H198ZM5 220H3V223H4V221ZM53 220V219H52ZM146 219H144V221H145ZM148 220V219H147ZM193 220H195V219H193ZM192 220V221H193ZM204 220H206V219H204ZM208 220V219H207ZM41 221V220H40ZM129 221V220H128ZM131 221H132V219H131ZM131 221H129V222H131ZM134 221V220H133ZM142 222L143 224L146 222ZM174 221V220H173ZM178 221H180V220H178ZM198 221V220H197ZM199 221H200V219H199ZM210 221V220H209ZM36 223V224H39V223H37L36 222V220L35 221H33V223ZM136 222V221H135ZM153 223H154V221H152ZM181 222V221H180ZM182 222H183V220H182ZM181 222V223H182ZM202 222H204V221H200V223H198V224H200L201 225V223ZM211 222V221H210ZM2 221L0 222V226L2 225L3 227H1V229H3L5 226H4V224L2 223ZM30 223H28V224H30ZM134 223V222H133ZM194 223H196L197 224V222H195L194 221ZM208 223V222H207ZM35 224V225H36ZM43 224V225H44ZM128 224V223H127ZM142 224V225H143ZM147 224V223H146ZM149 224V223H148ZM177 224V223H176ZM175 224V225H176ZM187 224V223H186ZM195 224V225H196ZM209 225H211L212 224V222H211V224L210 223H208ZM31 225V224H30ZM43 225H42V227H43ZM74 225V224H73ZM72 225V226H73ZM134 224H130L129 223V225H128V231H127V233H128V235H129V238H128V236H127V238H128V242L127 243H125V244H128V243H130L129 245H134V244H137L138 245V243H139V241H143L142 242V245H140V248H143V249H145V245H146V243H145V241L146 240H144L146 237L143 235V233H141L140 231L143 229H140V233H138L137 232V230L135 229L136 227V225L135 226H133ZM153 225V224H152ZM188 225V224H187ZM192 225H194V224H192ZM194 225V226H195ZM204 225H207L206 223H204ZM204 225H203V227H204ZM212 225H214V226H216L214 223L212 224ZM24 226V227H23ZM34 226V225H33ZM54 226H56V227H54ZM124 226V225H123ZM150 226V225H149ZM157 226V225H156ZM191 226V225H190ZM193 226V227H194ZM36 227H38V228H40V229H42V227H41V223L39 224V225H37ZM61 227V226H60ZM143 227V226H142ZM148 227V226H147ZM146 227V228H147ZM175 227V226H174ZM192 227V226H191ZM197 227V226H196ZM195 227V228H196ZM209 227H211V226H209ZM208 227V228H209ZM24 228V229H23ZM69 228V227H68ZM138 228H140V227H138ZM145 228V226H144V229H146ZM181 228V227H180ZM187 228V227H186ZM194 228V229H195ZM199 228V227H198ZM207 228V227H206ZM61 229V228H60ZM70 229V228H69ZM143 229V230H144ZM149 229V228H148ZM202 229V228H201ZM203 229H205V228H203ZM218 229V228H217ZM257 229H258V227H257ZM39 230V229H38ZM142 230V231H143ZM150 230H151V228H150ZM179 230V229H178ZM193 230V229H192ZM198 230H200V229H198ZM208 230V229H207ZM207 230H204V232L206 231L207 232ZM210 230H212V231H209V232H213V230L214 229H210ZM255 230V229H254ZM259 230H261V229H259ZM145 231V230H144ZM143 231V232H144ZM196 231V230H195ZM194 231V232H195ZM217 231H220V230H217ZM250 231V230H249ZM38 232H40V231H38ZM37 232V233H38ZM54 232V231H53ZM70 232H72V231H70ZM125 232V231H124ZM146 232V231H145ZM145 232H144V234H145ZM204 232H203V235H204ZM263 232V231H262ZM57 233V232H56ZM54 234L53 236H51V238L48 240V244H47V250H51V251H57L58 249H60V248H62V246L64 245L63 243H62V241H61V239L58 237V233L57 234ZM60 233V232H59ZM79 233V232H78ZM126 233V232H125ZM149 233H150V231H149ZM215 233H216V231H215ZM220 232H218V234H219ZM222 233V238L224 239V238H227V237H229L228 235H225L223 232H221ZM230 233V232H229ZM242 233V232H241ZM264 233V232H263ZM81 234V233H80ZM85 234V233H84ZM146 234H147V236H148V233L146 232ZM145 234V235H146ZM200 234H202V233H200ZM199 233H198V236L200 235ZM210 234V233H209ZM218 234H216V235H218ZM73 235L75 236V234L73 233ZM183 235H185V234H183ZM202 235V236H203ZM206 235V234H205ZM204 235V237H210V236H205ZM212 235V234H211ZM73 236V237H74ZM79 236V235H78ZM39 237V236H38ZM79 237H81V235L79 236ZM78 237V238H79ZM123 237V236H122ZM183 237V236H182ZM212 237H214V235L213 236H211V238ZM217 237V236H216ZM218 237H219V235H218ZM216 238V239H219V238H221V237H219V238ZM36 238V237H35ZM75 238H76V236H75ZM127 238H125L126 239V241H127ZM211 238H209V240H211ZM215 238V237H214ZM221 238V239H222ZM74 239V238H73ZM115 239V238H114ZM118 238H116L115 240H117ZM200 239V238H199ZM201 239H202V237H201ZM213 239V238H212ZM221 239L219 240V241H221ZM80 240V239H79ZM202 240H206L207 241V239L205 238H203ZM82 241L84 242V240L82 239V240H80V241H77V239H76V242L74 243V244H71L70 243V245L69 244H67L66 246H67V249H73V250H76L79 246H82ZM122 241V240H121ZM120 241V242H121ZM124 241V240H123ZM122 241V242H123ZM206 241H204V242H206ZM219 241H217V242H219ZM224 241V240H223ZM225 241H227V239L225 240ZM230 241L231 242H233L232 243V246L234 245V241L235 240H233V238H231L230 239ZM237 241V240H236ZM245 241V240H244ZM119 242V243H120ZM122 242H121V244H122ZM204 242L202 243V247L204 246L203 244H204ZM211 242H212V240H211ZM217 242H216V244H217ZM228 242H229V238H228ZM227 242V243H228ZM45 243V242H44ZM118 243V244H119ZM208 243L209 244H211L210 243V241H208ZM213 243V242H212ZM220 243V246H221V242H219ZM225 243V242H224ZM239 243V242H238ZM120 244V245H121ZM124 244V243H123ZM122 244V245H123ZM140 244V243H139ZM151 244H152V242H151ZM157 244V243H156ZM198 244V243H197ZM206 244V243H205ZM214 244V243H213ZM229 244V243H228ZM235 244H237V242L235 243ZM248 244H250V243H248ZM128 245V246H129ZM207 245V244H206ZM212 245V244H211ZM219 245V244H218ZM225 245H227L226 243H225ZM231 245V244H230ZM239 245H242V243L241 244H239ZM253 245V244H252ZM261 245V244H260ZM45 246V245H44ZM66 246H65V248H66ZM108 246V245H107ZM112 246V245H111ZM117 246V245H116ZM119 246V245H118ZM128 246H126V248H128L129 249V247ZM142 246V247H141ZM209 246V245H208ZM234 246H237V245H234ZM233 246V247H234ZM259 246V245H258ZM64 247V246H63ZM123 247V246H122ZM134 247V246H133ZM154 247V246H153ZM205 247V246H204ZM213 247V246H212ZM223 247V246H222ZM249 247V246H248ZM41 247L39 246V249H40ZM44 248V247H43ZM117 248V247H116ZM124 248H125V246H124ZM124 248H122L123 250H124ZM135 249L136 248H138V247H134ZM18 249V248H17ZM131 249V248H130ZM135 249H134V251H135ZM200 249V248H199ZM218 249V248H217ZM231 249V248H230ZM235 249V248H234ZM240 249V248H239ZM44 250V249H43ZM66 250V249H65ZM132 250V249H131ZM141 250V249H140ZM205 250H207V248H205ZM233 250V249H232ZM264 250V249H263ZM41 251H42V248H41ZM62 250H60L59 252H61ZM44 252V251H43ZM124 252V251H123ZM123 252H121V253H123ZM144 252V251H143ZM197 252H200V250H198V251H196V253ZM208 252V251H207ZM230 252V251H229ZM264 252V251H263ZM63 252H61V254H62ZM119 253V252H118ZM142 253V252H141ZM203 252H201V254H202ZM228 253V252H227ZM232 253H233V251H232ZM73 254V253H72ZM75 254V253H74ZM120 254V253H119ZM139 254V253H138ZM201 254H199V255H201ZM42 254H40V256H41ZM63 255V254H62ZM121 255V254H120ZM195 255V254H194ZM203 255V254H202ZM212 255V254H211ZM243 255H245V254H243ZM73 256V255H72ZM76 256V255H75ZM121 256H124V255H121ZM217 256V255H216ZM43 257V256H42ZM198 257V256H197ZM201 257V256H200ZM203 257V256H202ZM245 257V256H244ZM252 257V256H251ZM128 258V257H127ZM136 258V257H135ZM145 257H143L141 260H144V264H150L147 260H146V262H145V259H144ZM196 258V257H195ZM194 258V262L196 263L198 260V258L197 259H195ZM148 259V258H147ZM254 259V258H253ZM65 260V259H64ZM206 260V259H205ZM210 260V259H209ZM20 261V260H19ZM24 261V262H25ZM199 261H201V260H199ZM208 261V260H207ZM251 261V260H250ZM24 262H23V264H24ZM141 262V261H140ZM254 262V261H253ZM27 263V264H28ZM195 263H193V264H195ZM199 263V262H198Z\"/></svg>", "mask_w": 264, "mask_h": 264}]
</instances>
